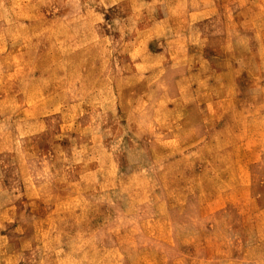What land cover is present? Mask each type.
I'll list each match as a JSON object with an SVG mask.
<instances>
[{
	"label": "rangeland",
	"instance_id": "obj_1",
	"mask_svg": "<svg viewBox=\"0 0 264 264\" xmlns=\"http://www.w3.org/2000/svg\"><path fill=\"white\" fill-rule=\"evenodd\" d=\"M0 264H264V0H0Z\"/></svg>",
	"mask_w": 264,
	"mask_h": 264
}]
</instances>
